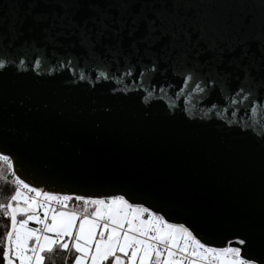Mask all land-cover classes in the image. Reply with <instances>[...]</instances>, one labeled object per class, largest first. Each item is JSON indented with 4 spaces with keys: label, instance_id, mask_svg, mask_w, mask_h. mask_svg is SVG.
Returning <instances> with one entry per match:
<instances>
[{
    "label": "water",
    "instance_id": "1",
    "mask_svg": "<svg viewBox=\"0 0 264 264\" xmlns=\"http://www.w3.org/2000/svg\"><path fill=\"white\" fill-rule=\"evenodd\" d=\"M65 2L0 0V155L15 176L124 195L259 264L264 0H89L101 13L74 20Z\"/></svg>",
    "mask_w": 264,
    "mask_h": 264
},
{
    "label": "snow or ice",
    "instance_id": "2",
    "mask_svg": "<svg viewBox=\"0 0 264 264\" xmlns=\"http://www.w3.org/2000/svg\"><path fill=\"white\" fill-rule=\"evenodd\" d=\"M58 7L63 11L61 19L74 20L90 7L101 13V8L89 0H66ZM118 7L131 15L135 6L129 2ZM35 19L46 17L38 12ZM254 66L255 60L250 59L244 71L248 73ZM248 99H252L251 90ZM0 160L12 169L8 156L0 155ZM14 184L9 202L0 204L3 216L10 219L3 239L4 264H48L45 254L56 250L74 252L73 264H257L246 251L242 254L241 247H232L231 242L224 247L203 243L185 225L171 223L124 195L76 196L75 200L85 205L81 212L68 209L73 199L70 195L34 187L19 176H15ZM33 222L36 227H30ZM238 243L246 242L241 239Z\"/></svg>",
    "mask_w": 264,
    "mask_h": 264
},
{
    "label": "trees",
    "instance_id": "3",
    "mask_svg": "<svg viewBox=\"0 0 264 264\" xmlns=\"http://www.w3.org/2000/svg\"><path fill=\"white\" fill-rule=\"evenodd\" d=\"M3 160H0V204H7L12 194L15 191L13 171L9 170ZM71 209H78L83 207L82 201L75 200V197L68 202ZM21 218V217H20ZM10 227V219L3 216V210H0V264H4L2 259L3 239L6 231ZM48 264H73V258L76 255L74 252H64L56 250L54 253H46Z\"/></svg>",
    "mask_w": 264,
    "mask_h": 264
},
{
    "label": "rangeland",
    "instance_id": "4",
    "mask_svg": "<svg viewBox=\"0 0 264 264\" xmlns=\"http://www.w3.org/2000/svg\"><path fill=\"white\" fill-rule=\"evenodd\" d=\"M4 163H7V162L4 161ZM6 166L8 167L7 164H6ZM11 170H12V169H11ZM12 171H13V170H12ZM84 208H85V205H84L83 207L78 208L77 211H81V212H83ZM68 209L71 210L69 206H68ZM90 210H91V209H89L88 211L90 212ZM21 218H22V217H21ZM18 219H20V217H18ZM30 227H36L35 223H34V222H33V223H30Z\"/></svg>",
    "mask_w": 264,
    "mask_h": 264
},
{
    "label": "crops",
    "instance_id": "5",
    "mask_svg": "<svg viewBox=\"0 0 264 264\" xmlns=\"http://www.w3.org/2000/svg\"><path fill=\"white\" fill-rule=\"evenodd\" d=\"M70 209H71V208H70ZM89 209H91V210H90V212H91V211H92V208H91V207H89ZM89 209H88V210H89ZM71 210H75V209H71ZM76 211H77V209H76ZM145 218H147V217H145Z\"/></svg>",
    "mask_w": 264,
    "mask_h": 264
},
{
    "label": "built area",
    "instance_id": "6",
    "mask_svg": "<svg viewBox=\"0 0 264 264\" xmlns=\"http://www.w3.org/2000/svg\"><path fill=\"white\" fill-rule=\"evenodd\" d=\"M37 226V225H36ZM232 247H235V246H232Z\"/></svg>",
    "mask_w": 264,
    "mask_h": 264
}]
</instances>
